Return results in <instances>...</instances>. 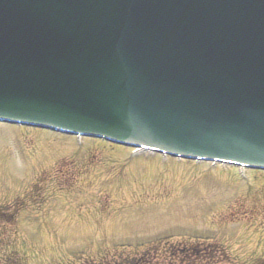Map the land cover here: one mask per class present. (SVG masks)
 <instances>
[{
	"label": "water",
	"instance_id": "95a60500",
	"mask_svg": "<svg viewBox=\"0 0 264 264\" xmlns=\"http://www.w3.org/2000/svg\"><path fill=\"white\" fill-rule=\"evenodd\" d=\"M0 122L264 170V0H0Z\"/></svg>",
	"mask_w": 264,
	"mask_h": 264
},
{
	"label": "rangeland",
	"instance_id": "374dc122",
	"mask_svg": "<svg viewBox=\"0 0 264 264\" xmlns=\"http://www.w3.org/2000/svg\"><path fill=\"white\" fill-rule=\"evenodd\" d=\"M0 264H264V172L0 124Z\"/></svg>",
	"mask_w": 264,
	"mask_h": 264
}]
</instances>
